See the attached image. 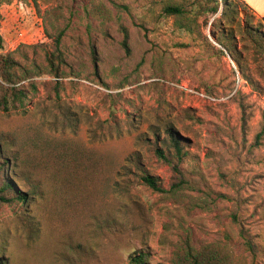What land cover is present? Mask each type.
I'll use <instances>...</instances> for the list:
<instances>
[{
  "label": "rangeland",
  "instance_id": "374dc122",
  "mask_svg": "<svg viewBox=\"0 0 264 264\" xmlns=\"http://www.w3.org/2000/svg\"><path fill=\"white\" fill-rule=\"evenodd\" d=\"M153 1L0 4V51L17 61V85L37 86L24 107L0 109V141L9 142L22 175L44 192L28 204L0 205L2 264H130L140 250L152 264H175L187 242L227 244L241 264H264V48L245 29L264 34V15L240 2L235 23L225 27L253 81L237 83L239 92L229 98L234 63L211 34L219 11L198 18L206 44L172 30ZM60 30L65 62L55 76L45 51ZM180 41L190 44L176 46ZM153 70L182 83H151ZM204 85L218 96L205 95ZM65 109L78 120L74 129L62 125ZM168 121L189 139L182 168L190 186L177 200L146 186L128 160L138 152L141 168L167 188L171 170L155 156L150 129ZM50 142L77 153L60 161ZM83 148L100 161L84 199ZM33 219L40 222L38 236L29 229Z\"/></svg>",
  "mask_w": 264,
  "mask_h": 264
},
{
  "label": "trees",
  "instance_id": "16d2710c",
  "mask_svg": "<svg viewBox=\"0 0 264 264\" xmlns=\"http://www.w3.org/2000/svg\"><path fill=\"white\" fill-rule=\"evenodd\" d=\"M13 0H0L2 3H11ZM24 3L26 0H19ZM239 2V3H238ZM242 0H155L153 5L158 10V16L169 24L174 31H183L190 35L194 42L210 43L208 36L202 32L201 24L198 18L201 14L211 11L219 15L213 21V28L211 34L214 36V44L221 47V49L232 59L234 63L233 85L228 90L229 98L234 97L239 92L236 84L248 82L253 85L252 78L247 74L245 66L241 63L238 52L235 46V36L232 33L226 32V25L231 26L235 23V18L240 10L239 4ZM247 5V4H246ZM248 6V5H247ZM249 7V6H248ZM2 14L0 12V27ZM247 33L253 38L254 43L262 49L264 48V34L260 33L258 29L245 28ZM244 29V31H245ZM215 32V33H214ZM64 31L57 32L53 39V49L45 51V58L49 67V72L55 76H59L60 64L65 62L63 52L61 49V39ZM210 34V36H211ZM209 36V37H210ZM3 37L0 33V44ZM123 46L128 50V32L123 28ZM190 42H176V46L188 47ZM17 61L14 57L7 53L0 51V83L6 86L0 93V109L4 111H11L25 106L28 100L29 93L37 90L35 82L27 80L25 84L17 85L15 76V67ZM146 79H150L151 83L164 84L165 81H172L177 85L181 84L180 78H171L166 76L163 70H153L152 75ZM145 79V80H146ZM190 89V88H189ZM199 90V89H197ZM203 93L207 96L216 97L218 94L208 86L202 87ZM58 96L59 93H56ZM63 126H68L74 129L78 123L76 117H73L68 109L62 111ZM153 136L152 148L155 156L169 165L171 170V181L166 188L162 184L159 177L148 173L141 168L140 154L133 152L128 157L130 163H134L141 170V181L151 188L153 191L162 193L166 198L180 199L184 196L185 190L190 186V181L186 177V173L182 168V164L190 155L188 149L189 139L184 137L171 122H166L163 129H150ZM150 141V140H146ZM7 141H0V205L21 203L28 204L30 200L36 196L44 197V192L36 182H31L27 176L21 173V164L18 154L8 153ZM50 150L55 154L58 160H67L72 155V152L77 153L67 145L49 143ZM78 160L83 165V199L84 192L90 180L96 175L100 166L98 158L94 157L93 153L84 149L78 151ZM40 222L31 220L30 231L38 236L40 231ZM241 236L244 238V243L251 252L257 251L255 242L251 236L241 229ZM3 245H0V254H3ZM149 254L144 251H137L129 257L130 264H152L149 261ZM0 264H2L0 262ZM175 264H241L236 261L230 247L223 243H209L207 245L195 248L190 243H185L184 247L178 249L176 252Z\"/></svg>",
  "mask_w": 264,
  "mask_h": 264
},
{
  "label": "crops",
  "instance_id": "0c3cea01",
  "mask_svg": "<svg viewBox=\"0 0 264 264\" xmlns=\"http://www.w3.org/2000/svg\"><path fill=\"white\" fill-rule=\"evenodd\" d=\"M245 2L255 13L264 15V0H242Z\"/></svg>",
  "mask_w": 264,
  "mask_h": 264
}]
</instances>
